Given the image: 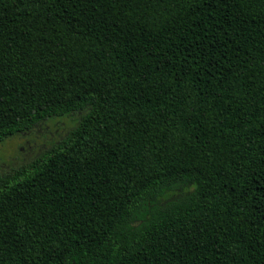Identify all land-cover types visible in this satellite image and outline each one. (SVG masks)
I'll use <instances>...</instances> for the list:
<instances>
[{
    "label": "trees",
    "instance_id": "trees-1",
    "mask_svg": "<svg viewBox=\"0 0 264 264\" xmlns=\"http://www.w3.org/2000/svg\"><path fill=\"white\" fill-rule=\"evenodd\" d=\"M0 264H264V0H0Z\"/></svg>",
    "mask_w": 264,
    "mask_h": 264
},
{
    "label": "rangeland",
    "instance_id": "rangeland-1",
    "mask_svg": "<svg viewBox=\"0 0 264 264\" xmlns=\"http://www.w3.org/2000/svg\"><path fill=\"white\" fill-rule=\"evenodd\" d=\"M83 114L51 117L27 132L0 142V175L39 157L73 130Z\"/></svg>",
    "mask_w": 264,
    "mask_h": 264
}]
</instances>
